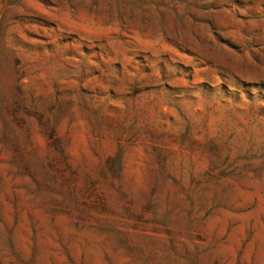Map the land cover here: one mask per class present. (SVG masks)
Returning <instances> with one entry per match:
<instances>
[{
    "label": "rangeland",
    "instance_id": "374dc122",
    "mask_svg": "<svg viewBox=\"0 0 264 264\" xmlns=\"http://www.w3.org/2000/svg\"><path fill=\"white\" fill-rule=\"evenodd\" d=\"M0 264H264V0H0Z\"/></svg>",
    "mask_w": 264,
    "mask_h": 264
}]
</instances>
